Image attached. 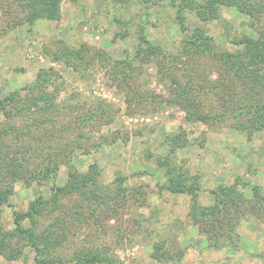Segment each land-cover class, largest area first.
Segmentation results:
<instances>
[{
    "label": "trees",
    "instance_id": "1",
    "mask_svg": "<svg viewBox=\"0 0 264 264\" xmlns=\"http://www.w3.org/2000/svg\"><path fill=\"white\" fill-rule=\"evenodd\" d=\"M65 1L68 0H0V38L21 26L30 32L41 19L58 22ZM133 3L142 6L140 22L115 17L118 28L125 30H117L111 37V43L127 37L132 26L136 31L132 53L124 51L117 59L110 51L85 42L70 45L57 37L42 44L41 53L51 64L82 79L94 68L103 70L107 84L125 94L129 114L147 107L149 104L144 103L150 101L177 108L186 125L212 128L228 124L247 142L264 131V0ZM152 6L167 8L169 14L156 19L164 21L168 16L179 31L180 39L173 51L156 44L147 32L148 26L155 23L143 10ZM225 9H235L247 18L243 25L249 34L229 38L232 51L217 45L204 26L224 23ZM53 65L40 67L33 81L0 99V256L14 262L27 248L35 264H119L114 248L108 243L96 244L93 235L105 234L103 221L117 220L126 202L140 195L141 186L130 188L127 177L121 175L106 183L97 162L89 163L80 172L72 158L80 153L95 159L119 139L127 144L129 137L118 130L102 132L119 113L113 104L101 98L81 99L77 92L62 96L61 74ZM147 67L153 69L166 96L141 92L137 87L140 76L147 75ZM146 130L152 134L151 128ZM135 133L142 135L141 131ZM158 137V147L164 153L154 154L145 148L143 159L153 161L161 174L156 184L159 194L189 199L191 226L204 238L207 250L238 251L239 229L250 221L264 232L263 186L238 175L231 183L210 188L212 198L202 204V175L190 169L187 159L178 157L181 149L191 145L186 132L162 131ZM61 168L66 169V181L57 185L55 179ZM144 175L137 172L131 176ZM15 183L27 188L46 187L48 194L34 197L25 211L18 212L13 205ZM241 188H248L250 196ZM4 208L12 211L11 229L3 225ZM115 232V242L119 244L122 236L119 229ZM79 238L81 247L75 246ZM152 248L149 257L156 263L181 262L186 255V249L175 250L167 242H156ZM256 257L264 261V241Z\"/></svg>",
    "mask_w": 264,
    "mask_h": 264
},
{
    "label": "rangeland",
    "instance_id": "2",
    "mask_svg": "<svg viewBox=\"0 0 264 264\" xmlns=\"http://www.w3.org/2000/svg\"><path fill=\"white\" fill-rule=\"evenodd\" d=\"M121 1L115 0L114 3L113 0H68L61 5L62 17L58 22L41 19L36 21L30 32L26 26H21L0 38V99L10 91L33 81L40 67L53 65L40 51L42 44H47L52 37L70 45L85 42L90 47L110 51L117 59L123 56L124 51L132 53L136 43V31L132 26H129L127 37L111 43L113 33L124 28H118L114 18L121 16L123 20L140 22L142 6H136L133 3L136 0ZM144 12H148L152 17L151 21L155 23V26L151 24L147 28L151 39L165 50L173 51L180 39L176 25L168 16L164 21L156 19L162 14H169L167 8L163 10L152 6L145 8ZM222 15L224 23L214 22L204 26L216 39L217 45L232 51L229 38L234 34H249L243 25L247 18L235 9H225ZM189 17L193 21L194 18L191 15ZM53 66L61 74L59 82H62L61 86L64 88L62 96L64 93L77 92L81 99L101 98L113 104L119 113L114 123L103 127L102 132L118 130L129 137L127 144L119 139L115 146L105 148L95 159L93 156L85 157L76 153L72 158L73 166L83 172L89 163L95 161L102 169L106 183L121 175L127 177L126 184L130 188L137 189L141 186L138 190L140 195L126 202V208L120 210L117 220L103 221L101 228L105 229V234L96 236L98 238L92 234L96 244L108 243L113 247L119 264H166L156 263L149 257L156 242H167L175 250L176 247L186 249V255L181 262L169 264H264V261L256 257L258 249L263 245L264 232L255 221L240 227L238 251L207 250L204 238L191 226L188 216L189 199L183 195L159 194L156 184L161 180V174L153 161L147 162L143 159L145 148L154 154L164 153L158 147V135L162 131L176 132L183 129L191 145L181 149L178 157L187 159L190 169L202 175L204 191L201 193L200 202L208 204L212 198L209 194L210 188L222 182L231 183L238 175L243 177L242 180L256 181L264 188V131L256 133L247 142L243 135L231 129L228 124L212 128L186 125L183 123V113L177 108L153 104L150 101L144 103L149 104L147 107L129 114L126 110L125 94L107 84L103 70L94 68L82 79L63 71L58 65ZM145 69L147 75L140 76L136 82L137 87L141 92L152 91L166 96V90L157 83L153 69ZM148 127L153 130L152 134L146 130ZM137 131H141V137L134 135ZM147 133L151 135L147 136ZM137 172L145 175L131 176ZM65 181L66 169L61 168L55 182L63 185ZM242 191L250 196L248 188ZM40 194L47 195L48 189L35 186L27 188L21 183H15L14 210L25 211L28 203ZM2 221L6 229H11V209L4 208ZM117 229L122 236L119 244L115 242ZM75 246H82L80 238ZM0 264L35 263L32 252L25 248L19 260L8 262L0 256Z\"/></svg>",
    "mask_w": 264,
    "mask_h": 264
}]
</instances>
